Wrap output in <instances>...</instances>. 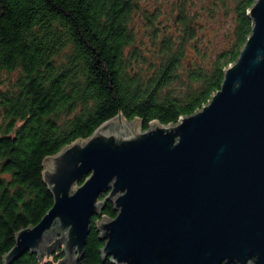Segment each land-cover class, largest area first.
Returning <instances> with one entry per match:
<instances>
[{
	"label": "trees",
	"instance_id": "trees-1",
	"mask_svg": "<svg viewBox=\"0 0 264 264\" xmlns=\"http://www.w3.org/2000/svg\"><path fill=\"white\" fill-rule=\"evenodd\" d=\"M254 1L0 0V264L52 205L43 159L117 115L147 129L199 109L239 56ZM115 214L106 202L91 217L76 264H113L94 222ZM63 258L57 237L9 264Z\"/></svg>",
	"mask_w": 264,
	"mask_h": 264
},
{
	"label": "water",
	"instance_id": "water-1",
	"mask_svg": "<svg viewBox=\"0 0 264 264\" xmlns=\"http://www.w3.org/2000/svg\"><path fill=\"white\" fill-rule=\"evenodd\" d=\"M247 14L239 56L199 109L147 129L117 115L43 159L52 205L3 264L57 237L76 264L106 202L115 216L94 225L113 264H264V0Z\"/></svg>",
	"mask_w": 264,
	"mask_h": 264
},
{
	"label": "rangeland",
	"instance_id": "rangeland-1",
	"mask_svg": "<svg viewBox=\"0 0 264 264\" xmlns=\"http://www.w3.org/2000/svg\"><path fill=\"white\" fill-rule=\"evenodd\" d=\"M141 2H142V4H145V0H141ZM127 122H129V121H127Z\"/></svg>",
	"mask_w": 264,
	"mask_h": 264
}]
</instances>
